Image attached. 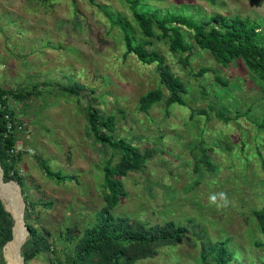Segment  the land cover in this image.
Wrapping results in <instances>:
<instances>
[{"label": "rangeland", "instance_id": "obj_1", "mask_svg": "<svg viewBox=\"0 0 264 264\" xmlns=\"http://www.w3.org/2000/svg\"><path fill=\"white\" fill-rule=\"evenodd\" d=\"M134 11L200 22L239 17L264 34V0H0V89L14 141L6 182L19 187L28 234L31 227L48 246L27 264L61 259L73 247L63 237L66 228L83 231L106 205L103 170L121 158L93 140L88 107L112 116L113 137L141 154L140 169L121 178L126 197L113 214L187 231L179 243L136 264H203V248L218 242L233 254L230 264H259L264 83L241 61L215 62L189 29L181 27L186 51H171L154 24L155 37L144 45L186 88L184 106L167 105L156 64L128 52L121 26L133 45L144 42ZM155 88L160 100L141 111L139 98ZM41 160L72 180L48 177ZM220 192L227 205L210 204ZM6 263L2 253L0 264Z\"/></svg>", "mask_w": 264, "mask_h": 264}, {"label": "trees", "instance_id": "obj_2", "mask_svg": "<svg viewBox=\"0 0 264 264\" xmlns=\"http://www.w3.org/2000/svg\"><path fill=\"white\" fill-rule=\"evenodd\" d=\"M91 2L95 0H89ZM133 17L141 31L144 42L133 45L127 27L121 26L124 39L132 53L141 63L156 64L160 87L169 92L167 105H182L186 103L183 94L186 93L184 83L175 76L165 64V60L154 49H147L155 37L154 24L161 32V37L167 39L171 51H186L187 41L182 28L189 29L194 38V44L201 50L211 54L215 62L222 66L232 61H241L245 67L264 83V34H261L255 23L239 17L224 18L219 15L210 16L203 21H196L181 14H166L162 17L147 15L134 11ZM159 88L148 91L139 98L138 106L143 112L148 111L161 98ZM5 92L0 89V166L3 170V181L9 179V151L14 145L12 135L7 130L5 116H10L4 101ZM87 129L93 140L101 145H107L117 151L120 164L105 166L103 183L107 190L106 205L96 214L93 223L84 229L67 227L64 239L73 244L70 252L63 254L61 259H55L53 264H136L141 260L156 256L157 249L179 243L187 234L186 228L176 226L173 222L151 224L128 216H116L113 208L126 197V191L121 178L127 172L140 169V151L131 145L116 140L113 137L115 120L112 116H103L94 107H88L86 113ZM264 127V124H262ZM204 164L209 162L204 159ZM41 168L48 177L59 182L71 181L72 177L54 172L41 160ZM197 168V167H196ZM195 168V170H196ZM260 221V231L264 240V208L256 214ZM13 221L4 210L0 201V255L7 242L12 239ZM17 229V227H16ZM27 241L21 247V256L25 263L42 252L48 246L38 243L35 231L28 227ZM264 248V242L258 244ZM232 253L223 242L203 248L201 259L203 264H230ZM259 264H264V258Z\"/></svg>", "mask_w": 264, "mask_h": 264}, {"label": "bare ground", "instance_id": "obj_3", "mask_svg": "<svg viewBox=\"0 0 264 264\" xmlns=\"http://www.w3.org/2000/svg\"><path fill=\"white\" fill-rule=\"evenodd\" d=\"M0 201L13 221L12 239L2 249L3 258L6 264H23L20 250L26 240V231L23 228L22 203L16 192L11 190L9 184L3 180H0Z\"/></svg>", "mask_w": 264, "mask_h": 264}, {"label": "water", "instance_id": "obj_4", "mask_svg": "<svg viewBox=\"0 0 264 264\" xmlns=\"http://www.w3.org/2000/svg\"><path fill=\"white\" fill-rule=\"evenodd\" d=\"M0 180H1V181L3 180V170H2V168H1V166H0ZM7 184H9L11 190H13L14 192H16L18 199H19V200L21 201V203H22V211H23V206H24V204H23V202H22V197H21V194H20L19 187H18L16 184H13V183H11V182H7ZM1 204H2V202H1ZM23 228H24V230L26 231V236H27V235H28V230H27V227H26L25 222H23ZM25 241H26V240H25ZM25 241H24V243H25ZM24 243H23V244H24ZM22 260H23V264H26L25 261H24V258H23V257H22Z\"/></svg>", "mask_w": 264, "mask_h": 264}, {"label": "clouds", "instance_id": "obj_5", "mask_svg": "<svg viewBox=\"0 0 264 264\" xmlns=\"http://www.w3.org/2000/svg\"><path fill=\"white\" fill-rule=\"evenodd\" d=\"M218 199H219V201H222L223 202L222 205L217 203ZM227 202H228L227 195H226V193H223V192H220L218 194H214V195H212L209 198V203L210 204H214L216 206H226L227 205Z\"/></svg>", "mask_w": 264, "mask_h": 264}, {"label": "built area", "instance_id": "obj_6", "mask_svg": "<svg viewBox=\"0 0 264 264\" xmlns=\"http://www.w3.org/2000/svg\"><path fill=\"white\" fill-rule=\"evenodd\" d=\"M0 108H2V106H1V104H0ZM5 118H6V120H8V116H5ZM10 123L8 122L7 123V130H8V132H10Z\"/></svg>", "mask_w": 264, "mask_h": 264}]
</instances>
